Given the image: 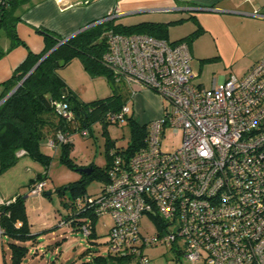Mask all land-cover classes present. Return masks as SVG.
Listing matches in <instances>:
<instances>
[{
    "label": "built area",
    "instance_id": "1",
    "mask_svg": "<svg viewBox=\"0 0 264 264\" xmlns=\"http://www.w3.org/2000/svg\"><path fill=\"white\" fill-rule=\"evenodd\" d=\"M106 35L102 62L114 81L126 84L130 98L146 89L163 104L147 123L145 145L128 161L113 154L104 186L77 200L76 209L110 216L109 250L136 257L134 264H150L143 247L156 244L177 248L190 262L264 264V58L243 75L202 87L192 82L187 41L112 30ZM53 105L70 119L65 101ZM129 114L127 102L109 118L123 122ZM168 129L181 140L164 151L160 142ZM55 138L64 143L68 133L58 131ZM144 214L158 218V231L141 232ZM90 222L81 225L85 236Z\"/></svg>",
    "mask_w": 264,
    "mask_h": 264
},
{
    "label": "trees",
    "instance_id": "2",
    "mask_svg": "<svg viewBox=\"0 0 264 264\" xmlns=\"http://www.w3.org/2000/svg\"><path fill=\"white\" fill-rule=\"evenodd\" d=\"M34 1L0 0V36L1 33H4L9 38L10 48L24 44L18 37L15 27L17 22L21 20V12L25 8L31 7ZM161 28H164L163 24L151 22H141L134 25L115 24L110 20L96 22L76 33L49 53L22 83L0 103V172L16 162L17 158L21 156L18 155L21 150L24 151L23 154H27L47 166L50 162V156L44 154L41 147L44 141H46V146L49 147L47 143L50 140L54 142L53 146L49 148H60L62 152L61 160L72 166L67 157V152L73 144L72 137L74 133L84 134V131L89 133V126L97 121L101 122L103 126L113 122L110 121L109 114L117 112L129 100V90L126 84L115 82L111 70L102 62V56L108 48L106 32L112 30L124 35L147 34L165 39L160 31L157 32V29L160 30ZM36 30L43 35V50L39 53L28 50L23 62L7 80L1 83L0 100L20 82L46 52L63 39L47 28L38 27ZM192 36L189 35L171 43L182 40L188 43ZM5 53L3 48L0 47V58ZM74 56L79 57L84 69L90 75L105 74L107 76L113 87V92L109 96L90 102L78 98L58 73V69L67 65ZM118 84L121 85L120 88L125 90V93L118 91ZM58 100L67 103L71 115L70 119L61 117L55 111L53 103ZM123 122L130 129V139L127 146L116 147L113 140L107 135V161L105 166L101 168L91 164L93 170L90 174L82 173L75 182L58 188L60 194H64L65 190H68L70 194V212L62 216L59 225H74L81 230V225L88 221H83L79 217L87 215L92 221L90 222V234L86 237L95 236L94 222L99 217H93L89 211L77 210V200L85 196L89 179L100 178L104 181L101 188L104 186L107 181V170L113 164L114 155H121L124 161H128L137 150L145 145L147 124H139L132 117V114L127 115ZM58 131L68 133L66 142H57L55 136ZM111 148L112 154H110ZM44 180L45 175H37L36 179H31L27 184V191H30L31 186ZM25 202L26 195L17 194L9 198L8 201L0 203V228L10 240L8 249L11 264H22L29 251V245H34L36 239L45 231L36 234L31 233ZM154 219L159 223L158 218L155 217ZM17 222L20 224L16 225ZM60 242L58 241V243ZM91 250V248H88L83 251V254H90V257L78 264H111L109 259L121 263L128 257L111 253L109 247L106 256L91 253ZM47 264L55 263L50 261Z\"/></svg>",
    "mask_w": 264,
    "mask_h": 264
},
{
    "label": "crops",
    "instance_id": "3",
    "mask_svg": "<svg viewBox=\"0 0 264 264\" xmlns=\"http://www.w3.org/2000/svg\"><path fill=\"white\" fill-rule=\"evenodd\" d=\"M128 15L139 19L121 21ZM105 20L123 25L163 24L164 28L157 32L169 42L193 34L188 42L189 62L197 67V72L190 67L192 82L197 86L210 87L214 81L234 73L236 66L241 71L234 74L243 75L264 58V0H35L21 12V20L15 27L24 44L10 48L7 37L8 42L2 46L6 53L0 58V92L1 83L23 62L28 50L33 53L43 50L44 38L36 28L44 27L66 38L85 26ZM204 35L208 37L205 40ZM211 65L216 68L209 70ZM129 99L130 114L139 124H147L161 112L163 99L153 91L143 89L131 98L129 95ZM41 199L42 195L33 196L29 190L26 193L28 224L33 234L51 226L48 213L40 203L36 204ZM0 254L5 262L1 235ZM89 257L87 254L85 258Z\"/></svg>",
    "mask_w": 264,
    "mask_h": 264
},
{
    "label": "rangeland",
    "instance_id": "4",
    "mask_svg": "<svg viewBox=\"0 0 264 264\" xmlns=\"http://www.w3.org/2000/svg\"><path fill=\"white\" fill-rule=\"evenodd\" d=\"M135 16H125L121 21H138L139 17ZM118 21L120 20L118 19ZM202 38L205 40L208 37L204 35ZM7 42V36L1 33L0 47L2 48ZM189 65L194 72H197V67L193 63L189 62ZM215 68L216 66L211 65L208 69L214 70ZM192 69L191 72H193ZM232 71L239 74L241 70L236 66ZM58 73L78 98L85 102L104 98L113 92V87L107 76L105 74L90 75L84 69L78 56L72 57L67 65L59 68ZM118 85V91L125 93V90L120 88L121 85ZM130 101H128V105L132 107ZM88 130L89 133L84 134L75 132L72 137L73 144L67 152L72 166L61 160L60 148H49L44 141L41 151L50 156L47 166L29 155L23 154L17 158L14 164L0 172V201L7 200L14 194L26 195L27 184L30 180L36 179L37 175H45L43 191L32 192L37 186L36 183L30 187V193L33 196L42 195L41 201L37 200L36 204L40 203L42 210L48 213L47 221L49 220L51 226L43 232V237L40 240L34 245H29V251L22 264H47L50 261H54L55 264H78L86 259V254H83V251L88 248L92 249L91 253L105 256L108 254L107 233L112 225L110 216L102 215L96 219L94 222L95 236L90 237L84 236L81 230L74 225H59L62 220L59 218L70 212V194L68 190H65L64 194H60L58 188L78 180L81 176L77 170L79 167L91 164L101 168L105 166L107 135L113 140L116 147H126L130 139L129 126L121 121L109 122L105 126L97 121L92 123ZM180 140V133L174 134L168 129L161 138V149L164 151L174 150L178 147ZM103 183L104 181L100 178L89 179L85 195L97 193ZM79 219L91 221L87 215L81 216ZM158 226L156 220L151 216L145 214L142 216L140 229L143 234L158 231ZM0 235L5 249V262L0 254V264H11L8 249L10 240L3 233ZM58 241L61 242L58 243ZM179 248L182 250L183 245L179 244ZM143 253L149 258L150 264H205L203 261L190 262L186 260L177 248L165 244L144 246ZM109 261L111 264H134L136 257L128 256L121 263L114 259H109Z\"/></svg>",
    "mask_w": 264,
    "mask_h": 264
},
{
    "label": "water",
    "instance_id": "5",
    "mask_svg": "<svg viewBox=\"0 0 264 264\" xmlns=\"http://www.w3.org/2000/svg\"><path fill=\"white\" fill-rule=\"evenodd\" d=\"M88 26H85L79 30H77L74 34H72L71 36H68L66 38H63L61 41H59L54 47H52L48 52H46L37 62L36 64L26 73V75L20 80V82H18V84L16 86H14V88H12L8 94H6L1 100L0 103L6 99L21 83L22 81L37 67V65L49 54L51 53L55 48H57L61 43H63L64 41H66L67 39H69L70 37H72L73 35H75L76 33L80 32L81 30L85 29ZM79 173H85V174H90L91 171L93 170V165H89V166H85V167H79L77 168Z\"/></svg>",
    "mask_w": 264,
    "mask_h": 264
}]
</instances>
